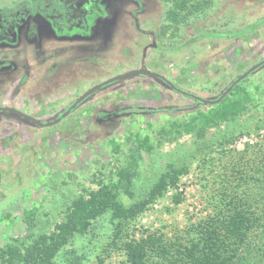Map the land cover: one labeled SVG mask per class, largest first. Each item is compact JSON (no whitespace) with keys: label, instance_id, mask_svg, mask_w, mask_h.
Instances as JSON below:
<instances>
[{"label":"rangeland","instance_id":"1","mask_svg":"<svg viewBox=\"0 0 264 264\" xmlns=\"http://www.w3.org/2000/svg\"><path fill=\"white\" fill-rule=\"evenodd\" d=\"M46 1L40 0L42 6ZM51 1L47 17L34 19L35 5L28 4L19 55L8 52L15 40H0V247L25 235V210L34 211L35 233L48 234L82 189H110L129 206L170 166L185 172L124 224L127 232L137 237L157 229L170 237L211 213L217 176L237 161L232 149L256 141L264 149V0H99L100 10L88 16L84 29L63 32L52 22L56 4L63 13L61 3ZM177 2L184 9L171 19ZM8 3L0 0L6 16ZM205 31L235 33L199 36ZM261 61L226 91L242 98L246 109L219 125L197 113L211 104H195L165 82L212 100ZM140 69L152 74L136 72L101 85L50 125L7 111L54 121L86 91ZM224 143L231 152L221 154ZM110 224L108 216L100 218L76 238L83 254L77 264H119L122 253L111 249L105 256ZM258 245L255 240L249 264H264ZM59 260L74 264L71 255Z\"/></svg>","mask_w":264,"mask_h":264},{"label":"trees","instance_id":"2","mask_svg":"<svg viewBox=\"0 0 264 264\" xmlns=\"http://www.w3.org/2000/svg\"><path fill=\"white\" fill-rule=\"evenodd\" d=\"M96 1L99 0H67L70 8L80 17L87 14L89 16L95 10H100ZM183 9L180 2L175 3L168 13L169 17L176 19L177 12ZM233 33L235 32L205 31L199 36L229 38ZM195 39L196 37H193L191 40ZM260 64L259 62L247 68L245 73L232 80L229 86L234 87L248 76L251 68L256 69ZM134 72L152 74L143 69L131 70L111 77L101 85ZM165 82L173 90L193 97L195 104H211L207 111H197L205 117L207 124L219 125L221 122L234 119L246 109L242 98L236 96L230 98L229 95L234 94L232 91L230 94L225 93L228 87L217 98L205 100L179 89L169 81ZM83 95L85 93L79 96L63 114L77 105L85 97ZM7 110L14 111L35 124H49L27 114L18 113L14 109ZM131 111L146 110L132 108ZM59 119H62V115L54 121ZM259 129L260 127L257 126L256 131ZM144 143H146L145 139L140 142V147H144ZM226 144L219 147L221 154L231 152V149L226 148ZM254 149L256 152L252 151ZM232 150L233 154H238L237 161L227 165L229 172L224 168V172L217 176L218 185L210 202L212 212L199 221L177 230L170 237L157 229L135 237L134 234L127 232L124 224L161 197L169 187H175L179 175L185 170L173 166L158 178L142 200L129 206L121 203L116 193L110 189L100 186L95 190L82 189L66 207L63 219L55 223L53 230L48 234H36L32 223L34 211H23L27 226L26 233L24 236L11 238V241L0 247V264H18L22 259H26L28 264H60V254L63 257L71 255L72 262L77 264L81 262L83 254L75 247L76 238L87 234L96 220L107 216L113 227L107 246L109 249L106 250L105 256H109L108 251L111 249L122 253L123 258L119 264H249L247 255L251 253V249L253 250L255 240L260 244L257 249L264 255V149L256 141L253 144L245 143L242 150L234 148ZM120 175L123 173L121 172ZM173 199L175 203L179 201L176 194ZM66 246H70L71 249L65 250ZM243 251L246 255H243ZM98 261L100 262L101 258Z\"/></svg>","mask_w":264,"mask_h":264},{"label":"flooded vegetation","instance_id":"3","mask_svg":"<svg viewBox=\"0 0 264 264\" xmlns=\"http://www.w3.org/2000/svg\"><path fill=\"white\" fill-rule=\"evenodd\" d=\"M51 0L46 1V5L42 6V3H40V0H9V3L6 4L7 6H11L9 8V14L6 16L4 13L0 10V40H5L6 38L9 40H15L13 46L8 47V52L14 51L12 55L16 56L20 54V41H21V35H22V29L24 28L26 24V19L30 17L29 15H26L28 11H26V8L28 7V4L35 5L33 14L34 17H30L29 19H34L35 17H47L45 15L44 10L49 8L53 2ZM61 3L60 9L63 10V13L61 14L59 10L54 6V9L52 11V17L56 16L58 18L54 19L52 22L55 24V26L59 25L61 31L64 30H75L78 28H85V23L87 24V18L88 14L77 16L73 9L70 8L67 0H59ZM63 1V2H61ZM28 2V3H27ZM58 2V1H57ZM93 2V1H92ZM94 4V2H93ZM97 8L99 6V1H96ZM2 8V7H0ZM44 8V9H43ZM81 29V30H82ZM19 45V46H18ZM5 65V64H4ZM5 109V108H4ZM8 111V110H7Z\"/></svg>","mask_w":264,"mask_h":264},{"label":"water","instance_id":"4","mask_svg":"<svg viewBox=\"0 0 264 264\" xmlns=\"http://www.w3.org/2000/svg\"><path fill=\"white\" fill-rule=\"evenodd\" d=\"M264 61V60H263ZM263 61H261L260 63H262ZM254 69V67L253 68H251L249 71H251V70H253ZM135 73V72H134ZM139 73H141V72H139ZM248 73V72H247ZM239 78H241V77H239ZM107 82V81H106ZM104 83V82H103ZM99 86H101V84H99V85H97V86H95V87H93V88H91L89 91H87V92H85V95H83V96H86L87 94H89L91 91H93L94 89H96V88H98ZM231 89V87L229 86L228 88H227V90L226 91H228V90H230ZM226 91H225V93H226ZM82 96V97H83ZM65 114H62V116H64ZM56 121H58V120H56ZM55 121H51V122H49V124H47V125H50V124H52V123H54Z\"/></svg>","mask_w":264,"mask_h":264}]
</instances>
